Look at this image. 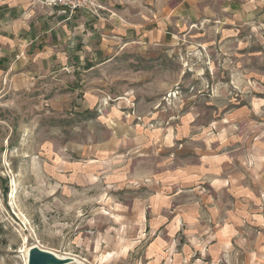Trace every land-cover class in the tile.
<instances>
[{"label": "rangeland", "instance_id": "1", "mask_svg": "<svg viewBox=\"0 0 264 264\" xmlns=\"http://www.w3.org/2000/svg\"><path fill=\"white\" fill-rule=\"evenodd\" d=\"M94 2L81 60L0 78V264H264V0Z\"/></svg>", "mask_w": 264, "mask_h": 264}, {"label": "crops", "instance_id": "2", "mask_svg": "<svg viewBox=\"0 0 264 264\" xmlns=\"http://www.w3.org/2000/svg\"><path fill=\"white\" fill-rule=\"evenodd\" d=\"M31 4L32 0H0V78L20 84L81 60L75 57V45L103 36L106 23L114 20L101 11L94 16L87 11L62 13L48 0L34 8ZM113 30L114 38L128 35L119 26Z\"/></svg>", "mask_w": 264, "mask_h": 264}, {"label": "built area", "instance_id": "3", "mask_svg": "<svg viewBox=\"0 0 264 264\" xmlns=\"http://www.w3.org/2000/svg\"><path fill=\"white\" fill-rule=\"evenodd\" d=\"M49 2L59 8L62 13L72 14L78 11H87L96 15L99 10V6L94 0H49Z\"/></svg>", "mask_w": 264, "mask_h": 264}, {"label": "water", "instance_id": "4", "mask_svg": "<svg viewBox=\"0 0 264 264\" xmlns=\"http://www.w3.org/2000/svg\"><path fill=\"white\" fill-rule=\"evenodd\" d=\"M61 261L50 252L40 250L36 247L28 253V264H60Z\"/></svg>", "mask_w": 264, "mask_h": 264}, {"label": "bare ground", "instance_id": "5", "mask_svg": "<svg viewBox=\"0 0 264 264\" xmlns=\"http://www.w3.org/2000/svg\"><path fill=\"white\" fill-rule=\"evenodd\" d=\"M41 250V249H40ZM27 254V253H26ZM28 256V255H27ZM57 256V255H56ZM60 259V258H59ZM61 260V259H60ZM66 261V260H65ZM63 263V262H62Z\"/></svg>", "mask_w": 264, "mask_h": 264}]
</instances>
